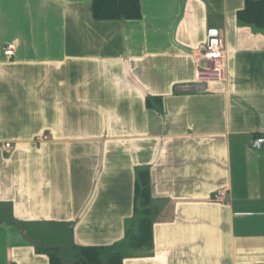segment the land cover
Here are the masks:
<instances>
[{"label":"crops","instance_id":"1","mask_svg":"<svg viewBox=\"0 0 264 264\" xmlns=\"http://www.w3.org/2000/svg\"><path fill=\"white\" fill-rule=\"evenodd\" d=\"M245 1L140 0V19L98 20L94 0H0V264H81L88 247L103 263L264 264V30L238 21ZM210 30L228 58L212 93L194 58Z\"/></svg>","mask_w":264,"mask_h":264},{"label":"trees","instance_id":"2","mask_svg":"<svg viewBox=\"0 0 264 264\" xmlns=\"http://www.w3.org/2000/svg\"><path fill=\"white\" fill-rule=\"evenodd\" d=\"M94 17L98 20H137L141 18L140 0H94ZM238 21L245 26L264 30V0H246L244 8L238 13ZM145 188L136 189L138 198L146 199ZM147 213V211H145ZM151 240V222L144 217L140 221L138 235L134 240L135 245H142ZM101 249L88 247L82 249L81 264H123L119 254L111 255L103 263L100 260ZM51 264H62L60 259L51 258Z\"/></svg>","mask_w":264,"mask_h":264},{"label":"built area","instance_id":"3","mask_svg":"<svg viewBox=\"0 0 264 264\" xmlns=\"http://www.w3.org/2000/svg\"><path fill=\"white\" fill-rule=\"evenodd\" d=\"M3 56L6 60H12L15 56V47L9 46L4 49ZM196 61V84L203 87L206 92H214L215 84L226 83L228 79V59L222 41V33L219 30H210L206 44L194 53ZM49 136L42 135L38 141L49 140ZM264 146V138H256L253 148L260 150ZM6 150L12 148L10 143L4 145ZM225 191L217 194L216 200L222 201Z\"/></svg>","mask_w":264,"mask_h":264},{"label":"rangeland","instance_id":"4","mask_svg":"<svg viewBox=\"0 0 264 264\" xmlns=\"http://www.w3.org/2000/svg\"><path fill=\"white\" fill-rule=\"evenodd\" d=\"M228 59V58H227Z\"/></svg>","mask_w":264,"mask_h":264}]
</instances>
